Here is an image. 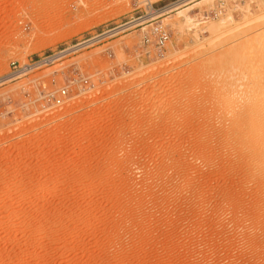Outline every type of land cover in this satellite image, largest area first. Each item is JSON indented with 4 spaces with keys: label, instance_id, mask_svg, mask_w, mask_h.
Here are the masks:
<instances>
[{
    "label": "rangeland",
    "instance_id": "obj_1",
    "mask_svg": "<svg viewBox=\"0 0 264 264\" xmlns=\"http://www.w3.org/2000/svg\"><path fill=\"white\" fill-rule=\"evenodd\" d=\"M178 1L0 0V264H264V0Z\"/></svg>",
    "mask_w": 264,
    "mask_h": 264
},
{
    "label": "bare ground",
    "instance_id": "obj_2",
    "mask_svg": "<svg viewBox=\"0 0 264 264\" xmlns=\"http://www.w3.org/2000/svg\"><path fill=\"white\" fill-rule=\"evenodd\" d=\"M187 1H192V0H182V1H179L177 3L172 4L171 6H169L166 9L169 10V9L174 8L175 6H177V5H179V4L183 3V2H187ZM147 4H149V2ZM162 11L163 10L152 12L151 15H150V17L155 16V15L159 14L160 12L162 13ZM228 20H231V19H228ZM250 20H251V22H252V20H254V21H263L264 22V12L262 14L260 13V16L259 17H256V18H253V19H250ZM139 22H141V21L139 20ZM27 68H29V67H27ZM25 69L26 68H24V71H25ZM248 124H249L251 130L249 132L247 131V133L244 134V137H246L248 140L252 141L253 144H254V146L257 147V149L259 150V152L261 154H263V156H264V118L263 117L261 119L259 117H256V118H253V119L251 118V120H250V122Z\"/></svg>",
    "mask_w": 264,
    "mask_h": 264
},
{
    "label": "built area",
    "instance_id": "obj_3",
    "mask_svg": "<svg viewBox=\"0 0 264 264\" xmlns=\"http://www.w3.org/2000/svg\"><path fill=\"white\" fill-rule=\"evenodd\" d=\"M179 1H182V0H179ZM149 7H150V10H152L151 6H149ZM214 16H215V14H214ZM167 42H168V35L166 34V32L165 31H159L156 38H155L156 47L162 48L166 45Z\"/></svg>",
    "mask_w": 264,
    "mask_h": 264
}]
</instances>
